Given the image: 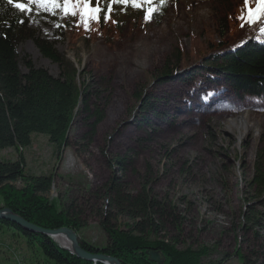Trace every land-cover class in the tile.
Wrapping results in <instances>:
<instances>
[{
    "label": "rangeland",
    "instance_id": "obj_1",
    "mask_svg": "<svg viewBox=\"0 0 264 264\" xmlns=\"http://www.w3.org/2000/svg\"><path fill=\"white\" fill-rule=\"evenodd\" d=\"M231 1L166 0L163 16L149 23L143 36L129 35L132 20L140 12L123 10L124 32L113 50L102 41H81L71 49L63 30L68 15L61 10L62 0L54 14L29 6L32 11L25 13L29 27L78 68L81 82L92 85L91 103L98 104L104 120L88 142L83 138L90 132L85 116H79L69 134L70 146L59 160L55 159V146L39 134L32 135L29 147L7 150L0 157L15 162L22 155L27 172L54 175L47 197L63 208L73 202L78 211H84L81 219L87 227L77 234L79 243L81 239L98 248L108 246L95 211L99 206L110 211L104 185L116 176L132 195L145 187L151 197L176 206V215L185 222L177 230L167 228L165 234L179 238L180 250L209 248L202 264H218L225 255H230L225 264H243L235 255L237 248L246 255L252 251L248 244H240L244 239L240 225L249 208L262 206V199L254 197L247 181L264 148V101L237 95L212 60L189 72L180 69L174 77L165 74L167 59L179 47L190 58L211 41H220L216 23L225 18ZM33 46L32 41L21 44L20 58H29L34 66L57 78L58 66ZM21 70L26 73L24 67ZM146 73L153 74L154 83L146 81ZM199 99L214 110L205 109ZM233 119H237L236 125L228 126ZM15 186L24 185L18 182ZM118 221L126 229L127 218ZM257 232H250L247 241H253ZM258 233L263 237L262 248L255 249L260 264L264 261V233ZM0 264L54 263L39 248L28 246L23 237L0 229Z\"/></svg>",
    "mask_w": 264,
    "mask_h": 264
},
{
    "label": "trees",
    "instance_id": "obj_2",
    "mask_svg": "<svg viewBox=\"0 0 264 264\" xmlns=\"http://www.w3.org/2000/svg\"><path fill=\"white\" fill-rule=\"evenodd\" d=\"M109 4L111 11L107 10ZM97 6L101 9L98 19L87 20V28L81 21L79 9L77 15H68L63 30L70 40L71 49L81 41L88 44L102 41L113 50L124 32L121 20L123 10L140 12L132 20L129 32V35L139 36L145 35L149 23L163 16L166 10V3L161 4L160 0H153L151 5L142 7H133L131 3L127 6L112 3V0H102L99 4L92 1L89 5ZM147 7L155 10L145 19L144 9ZM256 8L255 0H250L247 7L244 0H232L225 18H218L216 23L220 41H211L190 58L179 47L176 54L167 59L165 74L174 77L180 69L184 73L189 72L205 60H212L237 95L264 101V32L261 31L264 17L254 24L247 22L248 10L255 11ZM105 15L108 16L107 20L104 19ZM241 15L245 20L238 19ZM27 41H32L44 58L58 66L60 74L57 78L47 70L34 66L29 58H20L18 48ZM21 67L26 69V73L22 72ZM94 67L99 69L98 64H94ZM146 76L148 83L155 82L153 74L146 73ZM79 78L78 68L29 27L25 13L8 5L7 0H0V155L7 150L18 152L29 147L32 135L39 134L47 136L49 143L55 146V159L59 160L64 149L70 146L72 125L82 115L90 131L83 138L91 141L104 120V113L97 103H91L92 85L87 80L81 82ZM199 100L204 103L205 109L212 111L213 107L206 104V100ZM139 108L135 107L136 110ZM53 181L52 173L36 176L27 172L22 155L15 162L2 161L0 157V199L3 202L0 208H9L40 228L56 230L68 227L79 235L87 227V222L81 219L84 211H78L73 202L65 208L52 202L47 196L52 190ZM18 182L24 186L17 188L15 184ZM247 183L254 191V197L262 199V206L255 210L249 208L250 211L242 215L240 230L244 233V239L240 244H248V249L252 251L246 255L240 247L235 255L243 264H258L260 257L255 249L263 245V237L258 232L264 233V148L257 154L254 174ZM104 190L110 197V211L97 205L95 213L109 243L107 247L98 248L80 239L85 251L115 257L122 264H154L149 261L147 251L158 252L164 258V264H202L203 257L209 255L210 250L206 247L180 250L179 238L165 234L167 228L175 230L185 222L184 218L176 215L175 205L151 197L145 187L134 196L127 191L122 179L116 176L109 179ZM119 217L127 218L126 229L118 224ZM0 229L23 237L28 246L39 248L45 258L54 264H100L81 260L59 248L52 239L25 231L8 221L0 220ZM256 229L258 232L254 234L253 241H247V235ZM229 259L230 255H225L218 264H225ZM260 264H264V261Z\"/></svg>",
    "mask_w": 264,
    "mask_h": 264
},
{
    "label": "snow or ice",
    "instance_id": "obj_3",
    "mask_svg": "<svg viewBox=\"0 0 264 264\" xmlns=\"http://www.w3.org/2000/svg\"><path fill=\"white\" fill-rule=\"evenodd\" d=\"M250 0H244L245 7L248 6ZM257 8L255 11L252 9L248 10L247 22L249 24L257 23L261 17H264V0H255ZM92 3V0H26V2H20V0H7L8 5H13L22 13L31 12L32 8L30 5H36L37 7L43 8L45 11L52 12L54 14L57 7H61V10L65 15L71 14L72 16L77 15V9L80 12L81 21L84 23L85 28H87V20L89 19H98V13L101 11L100 7H89ZM112 3H119L123 5H128L131 3L133 7H142L144 5H151L153 0H112ZM161 4H165L166 0H160ZM99 4V0H97ZM72 6V7H69ZM83 6V7H82ZM107 10L111 11V4L107 6ZM146 12L145 19H148L150 14L155 10L151 7L144 9ZM105 20L108 19V16L105 15ZM238 19L245 20L244 15L238 17ZM243 23L241 27H243ZM261 31L264 32V28H261Z\"/></svg>",
    "mask_w": 264,
    "mask_h": 264
},
{
    "label": "water",
    "instance_id": "obj_4",
    "mask_svg": "<svg viewBox=\"0 0 264 264\" xmlns=\"http://www.w3.org/2000/svg\"><path fill=\"white\" fill-rule=\"evenodd\" d=\"M0 220L8 221L10 223L17 225L18 227H20L25 231L34 234L43 235L45 237L52 239L53 241H55V237L62 236L69 243L68 247H62L56 241L55 242L59 245V247L62 250L70 253L71 255L81 260L92 263H100V264H122L121 261L116 258L109 257L103 254H91L85 251L79 243V238L77 236V233L72 229H68V228L56 229V230L43 229L27 222L24 218L15 214L9 208L0 209ZM146 254L150 262L154 264H164L165 260L158 252L147 251Z\"/></svg>",
    "mask_w": 264,
    "mask_h": 264
},
{
    "label": "bare ground",
    "instance_id": "obj_5",
    "mask_svg": "<svg viewBox=\"0 0 264 264\" xmlns=\"http://www.w3.org/2000/svg\"><path fill=\"white\" fill-rule=\"evenodd\" d=\"M35 46V45H34ZM33 46V49L36 51L35 47ZM38 51V50H37ZM242 117V116H241ZM236 122H237V119H233L229 124L228 126L230 125H233L234 126L236 125ZM55 241L62 247H68L69 246V243L66 241V239L62 236H58V237H55Z\"/></svg>",
    "mask_w": 264,
    "mask_h": 264
}]
</instances>
